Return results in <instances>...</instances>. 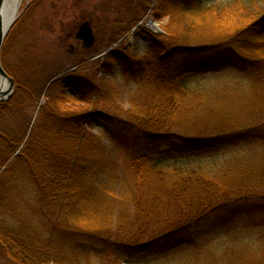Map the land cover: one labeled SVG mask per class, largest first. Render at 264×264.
I'll list each match as a JSON object with an SVG mask.
<instances>
[{
	"label": "rangeland",
	"instance_id": "rangeland-1",
	"mask_svg": "<svg viewBox=\"0 0 264 264\" xmlns=\"http://www.w3.org/2000/svg\"><path fill=\"white\" fill-rule=\"evenodd\" d=\"M163 1L167 0H23L0 50L1 65L14 81L10 97L0 102V105L6 104L4 108L0 106V134H5L9 142L17 139L7 161L0 163V175L23 153L37 114L45 104V95L60 77L84 73L95 82L97 91L83 96L82 91L73 90L71 96L62 95L56 106H51V111L65 116L101 107L114 111L122 120L140 123L148 116L147 99L144 98L146 88L136 83L130 72L123 73L113 51H124L146 63L150 54L154 60L160 56L159 52L168 51L170 42L187 47L191 41V47H195L196 41L234 36L238 30L246 28L244 37L239 36L243 41L242 47L236 49L237 56L229 58L218 70L192 75L187 86L172 95L174 99L166 93L161 98L176 104L174 117L171 116L179 123L171 128L175 132L216 135L222 129L218 128L220 121L227 123L223 130L233 133L228 138L222 137L224 142L230 143L225 146V156H206L205 152H200L196 154L204 156L203 159L177 161L174 167L154 172L146 168L145 159L131 158L123 148H117L105 132L93 129L91 125L94 124L84 125L81 135L88 133L85 138L98 139L105 148L102 156L112 160L116 168L113 176L110 173L97 181L103 195L99 203L93 205L87 215H75L72 219L80 229L122 235L135 231L130 219L142 215L141 207L152 206L156 216L160 213L174 215L168 224V228H172L180 226L188 217L186 215L201 202L207 208L218 199L248 194L241 210L236 211L239 215L231 216L232 220L194 234L192 242L158 255H148L144 260L150 259V262L147 260L144 264H264V168L261 159L264 158V132L260 130L264 123V93L253 95L250 78L246 76L251 67L264 63V23L257 22L258 19L264 21V0H204L198 10L176 9L173 13L171 8L159 7ZM83 22L89 23L94 36L89 47H84L82 40L75 37ZM154 22L160 31L152 27ZM151 39L160 44L157 53L151 50L154 46ZM238 55L251 61L238 58ZM157 61L155 59L154 63ZM145 67L146 64L139 68L142 71ZM158 68L162 70L164 65L158 63ZM26 85L34 94L31 98L33 110L20 105L29 100L23 93ZM243 104L248 106L241 109ZM240 124L242 130H235ZM256 125L258 128L246 134L250 126ZM262 128L264 131V126ZM46 135V140H51L49 146L65 147L71 154L87 148L88 142L83 136L70 138L53 131L52 127ZM260 136L263 137L260 139ZM6 150L9 145L0 138V156ZM246 155H251L254 163L234 160L238 159L236 156ZM154 225L147 227L148 230ZM144 227L141 225L140 230ZM134 258L137 261L143 255ZM95 261L92 258L89 264H103ZM0 264L19 263L0 246Z\"/></svg>",
	"mask_w": 264,
	"mask_h": 264
},
{
	"label": "trees",
	"instance_id": "trees-1",
	"mask_svg": "<svg viewBox=\"0 0 264 264\" xmlns=\"http://www.w3.org/2000/svg\"><path fill=\"white\" fill-rule=\"evenodd\" d=\"M167 2L169 4L165 5ZM203 2L204 0H167L159 7L163 6L168 10L171 8L172 13L176 9L187 12L198 10ZM258 20L260 24L264 23L262 19ZM124 29L125 27L119 31ZM245 29L238 30L237 35H228L226 38L213 37L209 40L196 41L198 45H194L195 47H191V41L188 42L187 47L179 42L176 45L170 42L168 51L159 52L160 56L154 60H152L153 55L150 54L151 57L146 63L124 51H113L115 60L123 67V73L130 72L136 83H141V86L146 88L147 96L144 98L147 99L145 107L148 116L147 120L144 119L140 123L130 119L122 120L114 111H107L101 107L65 116L51 111L50 108L56 106L62 95L71 96L73 90L82 91L83 96L84 93L91 95L97 91L95 82L84 73L71 74L56 80L45 95V104L37 114L23 153L0 175L1 248L19 264H84L86 262L89 264L92 258H95V263L103 264H144L147 260L150 262V259L144 260L148 255H158L192 242L194 234L197 235L211 227L222 226L227 220H232L231 216L239 215L236 211L241 210L242 201L247 200L248 194L241 193L230 198L218 199L207 208L199 200L201 204L193 207L183 223L178 227L171 226L172 228H168L170 226L168 224L174 215L159 212L160 216H156L153 214L152 206V212L151 207L147 209L141 207L142 215L138 212L141 215L139 218L130 219L135 231H127L129 233L122 235L80 229L72 219L75 215H87L90 208L99 203L98 200L103 195L97 181L102 176H109L110 173L113 176L116 168L112 160L102 156L101 153L105 148L101 147L98 139L92 135L85 138L88 133L81 135L80 131L84 125L94 124L91 125L93 129L105 132L108 139L112 140L117 148H123L131 158L145 159L146 168L154 172L174 167L177 161L203 159L204 156L196 154L200 152H205L206 156H220V154L225 156V146H230V143L224 142L222 137L228 138L229 134L233 133L223 130L227 123L220 121L218 128L222 129H218L219 133L216 135L201 133L196 135L188 131L175 132L172 127L175 123H179L171 116L174 117L176 104L174 101L170 103L161 98L165 93L170 98L178 93L181 88L187 86L192 75L218 70L229 58L237 56L236 49L242 47L241 39L244 37ZM183 38L180 39L183 41ZM150 41L154 45L151 48L152 52L157 53V46L160 44L156 39ZM239 57L246 59L242 55H238ZM155 59L160 66L164 65L162 70L158 68V63H154ZM221 60L223 63L220 62ZM246 60L251 61V59ZM139 64H146L145 69L141 71ZM260 64L258 63L259 67H251L246 75L252 85L251 93L256 96L264 93V63ZM23 91L28 95L29 102L27 101L26 104L22 101L20 105L33 110L31 98L34 94L31 93L29 85H26ZM143 101L144 99L141 100L142 103ZM0 106L4 108L6 104ZM247 106L248 104H243L241 109ZM261 124L260 130L264 132L262 130L264 123ZM242 126V124L238 125L239 129L235 130H242ZM50 127L53 131L57 130L70 138L72 135L79 139L83 136L88 142L86 150L71 154L65 150V147L49 146L51 140L49 138L50 141L46 140L45 136L47 137L46 133ZM181 127L189 129L183 125ZM249 128L246 134L258 128V125ZM0 138L9 145V150L0 156V163H4L16 145L17 139L9 142L5 134H0ZM236 157L238 159L234 160L243 164L254 163L251 155ZM261 159L264 168V158ZM141 225L145 226L143 230H140ZM152 225L156 227L148 230L147 227ZM199 227L198 232L196 228ZM206 238L202 237V239ZM139 255H143V258L134 261V257Z\"/></svg>",
	"mask_w": 264,
	"mask_h": 264
},
{
	"label": "water",
	"instance_id": "water-1",
	"mask_svg": "<svg viewBox=\"0 0 264 264\" xmlns=\"http://www.w3.org/2000/svg\"><path fill=\"white\" fill-rule=\"evenodd\" d=\"M4 1L5 0H0V50L2 47L3 40L6 36V33L8 32V30L10 29V27L13 23V21H10V20L6 21L2 18L1 10H2V6L4 4ZM150 21H152V19H150ZM157 30L160 31L159 28H157ZM75 37L79 40H82V42H83L82 44L84 47H89L93 44L94 36H93V32H92L88 22H83L80 25L79 29L75 33ZM0 77H1V80L4 83L6 82L8 85L6 89H4L2 85H0V102H3L10 97V95L13 91V88H14V81L6 73V71L3 69V66L1 65V61H0Z\"/></svg>",
	"mask_w": 264,
	"mask_h": 264
},
{
	"label": "bare ground",
	"instance_id": "bare-ground-1",
	"mask_svg": "<svg viewBox=\"0 0 264 264\" xmlns=\"http://www.w3.org/2000/svg\"><path fill=\"white\" fill-rule=\"evenodd\" d=\"M22 2L23 0H5L2 6V10H1L2 18L6 21H9V20L14 21L18 16V12L22 5ZM152 25H153V28L154 27L156 29L158 28L155 22L152 23ZM0 85H2L4 89H6L8 86L6 82L4 83L1 80V77H0Z\"/></svg>",
	"mask_w": 264,
	"mask_h": 264
}]
</instances>
